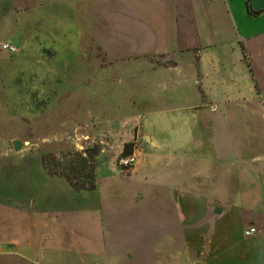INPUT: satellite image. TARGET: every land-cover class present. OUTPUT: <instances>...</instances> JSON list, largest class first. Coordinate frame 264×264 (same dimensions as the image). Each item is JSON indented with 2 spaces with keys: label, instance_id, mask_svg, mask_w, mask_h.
<instances>
[{
  "label": "rangeland",
  "instance_id": "374dc122",
  "mask_svg": "<svg viewBox=\"0 0 264 264\" xmlns=\"http://www.w3.org/2000/svg\"><path fill=\"white\" fill-rule=\"evenodd\" d=\"M79 7L0 0V264H242L222 236L208 240L215 215L174 200L190 188V163L175 162L161 129L193 123L157 97L159 74L143 81L84 32ZM144 58L131 62L176 63ZM201 123L220 137L221 122ZM126 145L136 160L123 168ZM191 227L202 229L194 246L182 236Z\"/></svg>",
  "mask_w": 264,
  "mask_h": 264
},
{
  "label": "crops",
  "instance_id": "0c3cea01",
  "mask_svg": "<svg viewBox=\"0 0 264 264\" xmlns=\"http://www.w3.org/2000/svg\"><path fill=\"white\" fill-rule=\"evenodd\" d=\"M250 2L264 9V0ZM78 3V24L84 32L104 49L125 57L132 67H126L127 72L148 74L143 81L159 74L157 97L176 107L179 121L193 123L173 132L161 129L164 141L173 140L175 162L190 163V188L174 198L178 206L188 202L190 213L215 215L208 240L222 236L233 259L264 264V13L252 16L244 0ZM70 12L64 15V25L73 23L70 15L75 11ZM155 55L176 63L154 67L148 61L131 62ZM202 119L207 125L221 122L220 137H212L206 125L200 130ZM200 162L202 167L194 168ZM197 176L203 178L200 185ZM198 185H204L206 193L194 188ZM250 227L257 232L245 235ZM200 230L191 227L182 236L194 246L201 239Z\"/></svg>",
  "mask_w": 264,
  "mask_h": 264
},
{
  "label": "built area",
  "instance_id": "2783aa9c",
  "mask_svg": "<svg viewBox=\"0 0 264 264\" xmlns=\"http://www.w3.org/2000/svg\"><path fill=\"white\" fill-rule=\"evenodd\" d=\"M1 48L10 53H14L17 50V47L15 45L8 43V42L2 43ZM135 160H136L135 155L134 153H132L127 156L120 157L119 163L123 168H126V167H130L131 165H133L135 163ZM256 232H257L256 228L250 227L249 229L245 230V235H252Z\"/></svg>",
  "mask_w": 264,
  "mask_h": 264
},
{
  "label": "trees",
  "instance_id": "16d2710c",
  "mask_svg": "<svg viewBox=\"0 0 264 264\" xmlns=\"http://www.w3.org/2000/svg\"><path fill=\"white\" fill-rule=\"evenodd\" d=\"M245 1V4H246V8H247V11L249 12V14H251L252 16H257L261 13H264V9H255L253 8V6L251 5V2L250 0H244ZM131 145H126V147L124 148L123 150V155H128L131 153Z\"/></svg>",
  "mask_w": 264,
  "mask_h": 264
},
{
  "label": "water",
  "instance_id": "95a60500",
  "mask_svg": "<svg viewBox=\"0 0 264 264\" xmlns=\"http://www.w3.org/2000/svg\"><path fill=\"white\" fill-rule=\"evenodd\" d=\"M20 147H21V142L19 141V140H15V141H13V148L15 149V150H18V149H20ZM221 209L219 208V207H214V211L215 212H219Z\"/></svg>",
  "mask_w": 264,
  "mask_h": 264
}]
</instances>
